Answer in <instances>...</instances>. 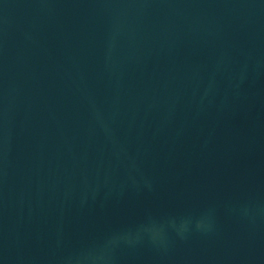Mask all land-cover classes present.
Wrapping results in <instances>:
<instances>
[{
    "label": "water",
    "instance_id": "obj_1",
    "mask_svg": "<svg viewBox=\"0 0 264 264\" xmlns=\"http://www.w3.org/2000/svg\"><path fill=\"white\" fill-rule=\"evenodd\" d=\"M0 264H264V0H0Z\"/></svg>",
    "mask_w": 264,
    "mask_h": 264
}]
</instances>
